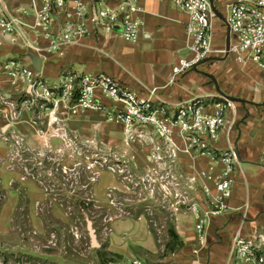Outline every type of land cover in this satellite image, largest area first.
I'll return each instance as SVG.
<instances>
[{
	"label": "built area",
	"instance_id": "built-area-1",
	"mask_svg": "<svg viewBox=\"0 0 264 264\" xmlns=\"http://www.w3.org/2000/svg\"><path fill=\"white\" fill-rule=\"evenodd\" d=\"M166 1L186 15L185 52L170 67L167 85L215 57L243 67L254 65L264 72V0L224 1L220 7L223 13L213 0ZM138 11L134 0H118L114 7L104 0H27V4L12 10L0 0V36H7L24 53L40 59L62 57L69 47L99 29L135 43L142 28V22L134 17ZM217 20L225 26L228 40L227 47L225 44L219 50L213 48ZM0 79L13 89L12 99L0 93V107L8 110L1 109V119L7 125L26 124L40 138L57 137L64 142L68 117L96 113L105 123L121 126L128 140L138 138L150 146L148 163L159 164L166 159L173 163L180 154L191 151L209 157L211 163L189 181L203 182L201 192L210 208L209 215H219L226 208L225 200L231 190L229 177L238 166L236 148L229 137L233 124L226 123L224 117L230 107L227 99L216 103L211 115L203 113L204 106L198 100L181 104L169 114L151 100L138 99L103 73L63 72L58 83L50 86L31 66L14 57L0 60ZM154 92L150 90V94ZM23 113L29 117L23 119ZM50 131L55 134H49ZM220 132L225 133L227 142L222 150L214 148ZM3 139L11 151L10 167L14 161L19 163L22 181L29 175L22 156L28 150L24 137L11 130ZM2 198L0 192V202ZM194 216V229L200 233L207 216L197 209ZM131 264L141 263L133 260ZM222 264H264V235L246 236L238 232Z\"/></svg>",
	"mask_w": 264,
	"mask_h": 264
},
{
	"label": "crops",
	"instance_id": "crops-1",
	"mask_svg": "<svg viewBox=\"0 0 264 264\" xmlns=\"http://www.w3.org/2000/svg\"><path fill=\"white\" fill-rule=\"evenodd\" d=\"M1 1L10 10L27 4V0ZM134 1L139 9L134 17L142 22L135 43L125 42L118 35L99 29L77 45L69 47L64 56L40 59L24 53L21 47L10 43L7 36H0V60L21 58L50 86L58 83L59 74L63 72L76 75L103 73L116 79L138 99L151 100L169 114L175 112L181 104L198 100L204 106L203 113L211 115L215 112V104L221 102L222 98L227 99L230 107L226 108L224 117L226 123L233 124L229 137L236 148L238 159V166L229 177L230 196L225 200L226 208L221 214L209 215L210 208L201 192L203 182L196 179L191 187L198 186L203 200L194 203L193 208L207 217L201 232L197 233L193 226L186 240L189 251L186 264H222L231 240L238 232L246 236L264 235V72L254 65L243 67L215 57L178 77L174 84L167 85L170 67L185 52L186 15L166 0ZM213 2L218 8L224 0ZM104 3L114 7L118 5V0H104ZM226 40L227 33L224 30L217 34L213 48H223ZM214 61L226 62L218 67ZM152 89L155 92L150 94ZM1 92L8 99L14 98L13 89L3 79H0ZM101 99L103 103H108L104 98ZM1 109L3 112L8 111L7 108L0 107V192L20 194L26 188L20 180L23 172L16 161L10 167L11 151L3 138L11 130L24 137L28 150L22 156L27 161V169L31 161L39 166L51 158L50 147L45 149L51 138H40L26 124L13 127L7 125L1 119ZM88 115L94 114L83 113L68 117L66 128L72 123L80 124L81 119ZM28 117L27 113L22 114L23 119ZM226 143L225 133L220 132L214 148L225 149ZM53 155L57 159L60 153L58 157L56 153ZM179 157L180 160L186 158L185 169L190 177H196L211 163L209 157L197 155L195 151L180 154ZM36 172L45 175V171L39 167ZM210 188L212 190V186ZM105 251L113 258L105 264H131L133 260L147 264V256L155 254L157 248L146 223L139 219L120 218L112 221Z\"/></svg>",
	"mask_w": 264,
	"mask_h": 264
},
{
	"label": "rangeland",
	"instance_id": "rangeland-1",
	"mask_svg": "<svg viewBox=\"0 0 264 264\" xmlns=\"http://www.w3.org/2000/svg\"><path fill=\"white\" fill-rule=\"evenodd\" d=\"M215 22L217 37L225 26ZM85 113L94 115L67 127L64 142L50 137L45 149L50 147L51 158L43 166L31 161L20 194L3 193L0 264H105L113 259L105 251L107 235L120 218L146 223L157 248L147 264H186L193 205L203 200L198 186L191 187L186 158L148 163L150 146L128 140L121 126L101 122L98 114Z\"/></svg>",
	"mask_w": 264,
	"mask_h": 264
},
{
	"label": "water",
	"instance_id": "water-1",
	"mask_svg": "<svg viewBox=\"0 0 264 264\" xmlns=\"http://www.w3.org/2000/svg\"><path fill=\"white\" fill-rule=\"evenodd\" d=\"M227 42H228V40H226V47H227ZM35 59H36V58H35ZM37 60H38V59H37ZM86 228H87L88 234H89L90 239H91V245H92L93 247H96L97 245H96V243H95L94 231L92 230V228H91V223H90L88 220H86Z\"/></svg>",
	"mask_w": 264,
	"mask_h": 264
},
{
	"label": "trees",
	"instance_id": "trees-1",
	"mask_svg": "<svg viewBox=\"0 0 264 264\" xmlns=\"http://www.w3.org/2000/svg\"><path fill=\"white\" fill-rule=\"evenodd\" d=\"M174 236H175V238L177 239V235H176V234H174Z\"/></svg>",
	"mask_w": 264,
	"mask_h": 264
}]
</instances>
